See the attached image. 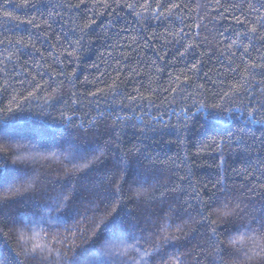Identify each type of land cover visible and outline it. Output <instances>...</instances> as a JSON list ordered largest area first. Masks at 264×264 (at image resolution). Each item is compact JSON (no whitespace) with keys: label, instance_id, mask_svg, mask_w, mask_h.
I'll return each instance as SVG.
<instances>
[{"label":"trees","instance_id":"16d2710c","mask_svg":"<svg viewBox=\"0 0 264 264\" xmlns=\"http://www.w3.org/2000/svg\"><path fill=\"white\" fill-rule=\"evenodd\" d=\"M134 2L0 0V264H57V249L59 264L134 261L108 254L114 230L142 238L150 264H195L200 249V264H264V123L249 119L251 97L221 99L231 77L211 82L239 0H174L162 20L116 6ZM33 42L43 56L22 46Z\"/></svg>","mask_w":264,"mask_h":264},{"label":"snow or ice","instance_id":"6c2138e0","mask_svg":"<svg viewBox=\"0 0 264 264\" xmlns=\"http://www.w3.org/2000/svg\"><path fill=\"white\" fill-rule=\"evenodd\" d=\"M84 3V0H81L80 4L75 5L76 8L81 7ZM23 6L31 7L32 5L29 3V0H25V4ZM95 6V5H94ZM105 9L109 8L111 5L105 2L102 5ZM117 7H127L130 11H132L137 17H141L142 13H136L135 9L139 6L142 7L145 12H152V16L158 20H162L165 17H170L174 10L181 7L180 4L174 2V0H155V9L152 8L150 0H145L142 5H138V3H127V4H117ZM217 6L221 7L220 0H217ZM239 11L240 16L234 17V31H235V39H232L228 44L227 50L230 53V59L228 61L227 67H224V78L223 79H212L211 82L215 86L217 83L221 87H223L229 77L232 79V83L227 84V90L223 91L221 99L228 98L232 95H239L243 93L251 97L248 101V104L251 106L248 110V117L252 122L255 123H264V120H256V114L259 112H264V0H239V2H233L229 8H225L224 11L226 13H230ZM252 13L256 14V18L254 20H250V15ZM5 15H8L5 13ZM100 15H103L101 13ZM223 15V13H222ZM28 23H34V21H28ZM91 23H95V20H92ZM89 25H85L87 28ZM39 39V37H37ZM5 43V41L0 40V44ZM11 43V41H8ZM17 44H21V41H17ZM79 43V41H77ZM23 47H32L35 51L43 56V52L41 49L36 47V43L33 42L31 45H22ZM193 46L188 45L185 48L184 52H180L179 55L183 57L189 50H191ZM242 49L240 53L241 60L240 65L233 67V61L236 57L237 53L232 51V49ZM255 52L256 55L253 57L252 53ZM202 56L207 55L206 53H202ZM223 53H221V56ZM201 59H197L195 63L192 64L191 68L187 69V72L196 74L199 72V65L201 64ZM242 65V72L240 71V66ZM55 70V69H53ZM119 75V73H118ZM207 75V74H206ZM216 77H220V73H216ZM258 78V79H257ZM176 81H179V76H177ZM190 82V77L185 75L183 84H187ZM255 82V83H254ZM175 83V81H173ZM259 88L261 93V98L257 99L254 95L256 88ZM119 88V84L113 83L111 86V91L116 92ZM177 88H172L173 92H176ZM31 95V93H29ZM90 95L95 96L96 93H90ZM217 95H219L217 93ZM147 99V97L140 96L137 90L136 96H131L130 99L134 102L136 99ZM26 99V98H25ZM212 107H219L218 105H213ZM9 112L14 111L9 108ZM94 123V122H93ZM98 159V158H97ZM183 179V177H181ZM173 190H176L173 188ZM197 198H199V193H197ZM58 207H67V204L58 205ZM115 211V209L113 210ZM229 213H225L228 215ZM207 219V218H205ZM260 228H264V222L259 224ZM123 230H114L111 237H109V245H108V254L112 255L113 251L118 254L120 257H126L130 252L135 251L137 253L134 261H129L128 264H150L148 257L152 255V252L149 250H143L140 248V243L142 238L136 237L132 233H128L123 238H120L119 232ZM230 243H235L234 240H230ZM95 243V241H93ZM209 245L214 247L216 250V254L219 255L221 251V244L217 238V231L215 228L211 229V235L209 237ZM158 247V245H157ZM46 245H37L33 248V253L39 250L43 253L46 250ZM56 251V256L58 258L57 264H59V259H62L59 250ZM87 251V250H85ZM203 249H200L195 253L197 259L195 260V264H200L201 259L204 257L201 255ZM53 255L52 250H48V255L43 257L47 260L49 257ZM95 261L94 264H108V261L105 260L104 256L98 252L94 253ZM35 258V256H33ZM173 264H183L181 256H174L172 258ZM73 264H79V261L74 258Z\"/></svg>","mask_w":264,"mask_h":264}]
</instances>
